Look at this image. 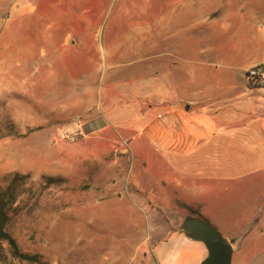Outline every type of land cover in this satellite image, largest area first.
<instances>
[{"label": "rangeland", "instance_id": "374dc122", "mask_svg": "<svg viewBox=\"0 0 264 264\" xmlns=\"http://www.w3.org/2000/svg\"><path fill=\"white\" fill-rule=\"evenodd\" d=\"M256 62L264 0H0V191L23 175L9 230L40 256L20 260L2 242L0 264H78L90 253L92 176L157 171L132 156L130 135L106 138L135 122L125 100L152 95L156 79L207 88L202 65L248 84Z\"/></svg>", "mask_w": 264, "mask_h": 264}, {"label": "crops", "instance_id": "0c3cea01", "mask_svg": "<svg viewBox=\"0 0 264 264\" xmlns=\"http://www.w3.org/2000/svg\"><path fill=\"white\" fill-rule=\"evenodd\" d=\"M197 69L207 88L156 79L152 95L120 106L135 122L109 127L106 138L130 135L132 156L157 171L92 176L90 253L78 264H201L208 250L183 228L189 216L232 243V264H264V86ZM112 226L121 234L107 237Z\"/></svg>", "mask_w": 264, "mask_h": 264}, {"label": "water", "instance_id": "95a60500", "mask_svg": "<svg viewBox=\"0 0 264 264\" xmlns=\"http://www.w3.org/2000/svg\"><path fill=\"white\" fill-rule=\"evenodd\" d=\"M187 235L202 241L208 255L201 264H232L233 245L213 225L201 217L189 216L183 222Z\"/></svg>", "mask_w": 264, "mask_h": 264}, {"label": "trees", "instance_id": "16d2710c", "mask_svg": "<svg viewBox=\"0 0 264 264\" xmlns=\"http://www.w3.org/2000/svg\"><path fill=\"white\" fill-rule=\"evenodd\" d=\"M22 178L23 175L16 174L6 189L0 191V259L3 260L4 257L3 246L1 243L7 242L14 257L29 262H37L40 260V256L38 254L23 252L15 237L9 230L12 209L19 196L18 187Z\"/></svg>", "mask_w": 264, "mask_h": 264}, {"label": "built area", "instance_id": "2783aa9c", "mask_svg": "<svg viewBox=\"0 0 264 264\" xmlns=\"http://www.w3.org/2000/svg\"><path fill=\"white\" fill-rule=\"evenodd\" d=\"M246 79L252 87L264 86V66L263 64L252 65L246 70ZM60 136L72 139V135L67 131H61Z\"/></svg>", "mask_w": 264, "mask_h": 264}]
</instances>
